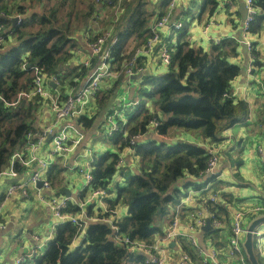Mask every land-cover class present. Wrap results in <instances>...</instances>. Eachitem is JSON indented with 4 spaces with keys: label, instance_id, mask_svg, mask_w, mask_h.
I'll return each instance as SVG.
<instances>
[{
    "label": "trees",
    "instance_id": "16d2710c",
    "mask_svg": "<svg viewBox=\"0 0 264 264\" xmlns=\"http://www.w3.org/2000/svg\"><path fill=\"white\" fill-rule=\"evenodd\" d=\"M44 1L48 0H0V34L5 37L0 43V170L9 165L15 149L25 144L26 134L39 127L36 120L44 107L43 98L33 95L23 104L17 101L20 91L30 90L35 76L31 66L47 77H54L58 81L56 91L59 98L64 99L79 86L88 70L82 64L73 63V51L79 45L75 35L82 30L88 39H93L105 23L109 24L111 36L115 37L110 48L111 63L120 74L96 95L97 114L78 118L83 130L90 131L96 117L109 108L118 86L127 79L125 63L135 48L146 42L151 35V22L165 14L170 0L159 1V13L154 12L149 0H114L102 21L95 16V0H51L45 11L38 8L29 10ZM255 4L259 12L250 25L253 33L259 31L264 17V0H255ZM215 6V0H203L201 9L208 7L213 12ZM114 9L117 10L116 18ZM12 14L19 15V18L13 21L10 18ZM95 23L102 28H91ZM180 23L181 27L171 30L165 39L170 52L166 70L143 75L140 79L137 93L150 99L153 109L149 110L141 102L132 111L129 108L124 110L126 124L111 138L119 149H124L132 136L147 133L150 121L159 122L156 130L163 137L160 140L149 138L133 145L139 158L138 171L124 173L126 183L116 184L112 188L114 197L109 195L107 198L109 208L118 205L127 208L124 216L116 218L119 232L145 242H151L156 235L162 234L160 226L155 223L156 217L169 214L184 195L173 185L185 173L200 179L205 177L203 172L208 159L205 148L186 141H166L170 130L199 134L203 139L217 143L224 129L244 120L248 114L247 104L235 101L231 94V81L240 69L227 57L235 54L237 42L231 37L223 38L205 51L189 42L188 22L181 19ZM137 62L144 68L147 66L146 56L139 57ZM23 63L25 69L22 68ZM93 160L91 187L104 188L110 194L108 188L118 170V154L104 152ZM16 170L21 172L23 168L16 165ZM64 171L60 159L49 168L48 179L60 191ZM205 181L211 182L210 188L214 191L223 183L214 176H208L201 183L186 185L198 189L204 186ZM86 192L87 189L83 194ZM208 206L220 218L223 208L209 201ZM76 209L69 204L71 212H76ZM210 232L215 231L210 230L206 234ZM111 233L108 223L89 221L82 245L70 248L77 226L70 222L60 223L54 228V236L49 240L46 252L23 264H122L124 260L133 264L139 260L125 248L115 247ZM254 241L255 236V251ZM255 255L262 264L256 251ZM247 263L250 264L248 259Z\"/></svg>",
    "mask_w": 264,
    "mask_h": 264
},
{
    "label": "crops",
    "instance_id": "0c3cea01",
    "mask_svg": "<svg viewBox=\"0 0 264 264\" xmlns=\"http://www.w3.org/2000/svg\"><path fill=\"white\" fill-rule=\"evenodd\" d=\"M25 1L28 2V0ZM159 1L149 0L155 13H159ZM215 1L217 7L215 6L213 12H210L208 7L201 9L203 0H177L170 22L181 21V19L187 21L189 42L192 46L202 47L205 51L210 49L211 44L214 43L213 39H220L221 41L223 38L231 37L237 42L235 54H230L227 57L230 63L237 65L240 69L237 76L231 81V94L235 101L240 100L247 104L248 114L244 120L224 129L220 134V142L215 145L218 149V161L214 173L215 179L223 182L218 185L215 191L212 188L205 191L203 189L205 184L198 189L187 186V183H201L205 180V177L200 179L188 173H185L173 186L179 188L184 193L180 198V203L176 204H179L177 208L182 228L191 219L193 211L201 202L205 203L210 195H216L215 203L223 208V212L219 213L220 218H218L221 225L219 228L211 230L215 232L206 234L203 231L199 233L198 239L201 243H205L204 239L206 237L212 239L219 251L221 262L223 264H235V260L226 255L227 239L230 233L233 214L237 211H246L257 205H264V165L257 154L258 146H261L264 150V17L259 31L256 33L251 32L248 35L253 45L252 50L249 51L242 42L240 10L243 0ZM37 8L39 9V5ZM11 17L19 18V15L12 14ZM206 25H208L207 36L203 37L202 31ZM167 27H163L159 31L164 41L170 35L171 30L174 29L171 28L169 30ZM91 28L98 29L101 27L98 26V23H95ZM75 36L79 45L73 51L74 55L72 58L73 63L79 64L88 53L85 46L87 35L85 31L81 30ZM154 55L155 53L149 61L147 59L148 67L139 78H127L122 81L119 87L129 86L128 91L125 92L121 89L114 98L112 97L113 99H111L109 108L96 117L90 131H84L85 137L74 153L66 158L56 157L54 159L49 168L57 159H60L65 167L64 179L61 191L51 183L49 193L52 192L56 197L62 194L66 195L62 191V189L66 188L69 196L73 198L84 196L83 192L85 190L81 191L83 177L77 171L70 169V165L73 158L81 154L85 149H91L93 159L104 152L117 153L120 157V170L116 173L108 188L109 195L112 198L114 197V189L112 190V188L116 184L126 183L124 173L130 172L133 174L138 171L139 158L135 152L128 151L126 148L119 149L114 140L109 139L105 134V118L115 110L124 112V110L129 108L132 111L134 106H125V104L139 99L145 104L146 108L149 110L153 109L152 101L139 96L137 90L141 84L140 79L143 75L151 73L159 74L166 70V66L161 64ZM107 85H103L101 90L105 89ZM121 114L125 117L124 113ZM37 117L36 125L47 123L52 118L47 110H45V107L42 108ZM152 137L156 139L161 138L159 136ZM168 140L170 142L186 141L197 145L203 143L202 147L204 148L207 144L213 143L203 139L199 134H190L180 129L170 130ZM49 168L47 177H49ZM22 171L17 178L20 181L25 180L29 173L27 169L25 171L23 169ZM13 181L15 180L6 179L0 181V220L5 224V229H0V264H10L17 256L31 252L35 247V243L37 244L33 239V235L43 238L50 232L51 237L53 238L54 236V229L52 227L56 220L52 216L49 207H47V203L41 201L38 198V194L32 188L27 198L21 197L18 192L6 194L8 184ZM42 193L48 194L47 192ZM186 196H188V199L183 202ZM106 203L109 206L107 201ZM90 207L91 205L85 206V210L89 215H94V208L91 207V210ZM126 211L127 208L123 205L116 207L118 217L124 216L123 214ZM167 215L168 217L164 215L155 219V223L160 226L162 232L170 222L172 212ZM251 217L244 218L243 223L244 225L246 224L245 228L254 219H251ZM257 231L262 235L264 228ZM256 241L255 239V248L257 247ZM43 244L44 246L46 245V243ZM73 244V242L70 243V248H73ZM256 253L258 255L257 251ZM258 257L260 262L264 264L259 255Z\"/></svg>",
    "mask_w": 264,
    "mask_h": 264
},
{
    "label": "built area",
    "instance_id": "2783aa9c",
    "mask_svg": "<svg viewBox=\"0 0 264 264\" xmlns=\"http://www.w3.org/2000/svg\"><path fill=\"white\" fill-rule=\"evenodd\" d=\"M114 0H95L94 13L98 20L106 18V10L109 9ZM246 6V16L241 22L242 42L246 48L251 51L253 45L248 38L250 25L258 13V7L255 0H243ZM177 0H170L166 13L154 19L150 25L151 35L146 42L137 46L131 58L124 65V73L126 78L129 76L144 73L147 66H138L139 57L149 59L153 54L159 62L167 66L170 61L169 47L163 40L159 31L167 28L178 29L181 27L180 21L170 22L172 11ZM115 18L117 10L114 9ZM170 24V25H167ZM207 26L202 31L203 37H206ZM102 28V27H101ZM5 38L0 34V43ZM108 41H110L109 44ZM87 56L79 63L88 67L87 75L81 79L78 87L71 90L64 99L59 98L56 91L58 81L54 77L45 76L38 68L31 66L35 71L30 90L20 91L17 95V101L30 99L33 95H39L45 101L44 107L51 120L47 123L39 125L26 134V141L22 147L15 149L9 161V165L0 170V181L11 179L6 188V194L18 192L21 197L27 198L30 195V189L38 194V198L47 203L52 216L56 220L52 229L56 225L70 221L77 226V234L73 238V248L78 247L85 238V229L89 221H101L108 223L112 230L111 240L117 248H125L126 251L138 257L139 260L133 264H223L219 258V251L210 238L204 239L205 243H201L198 234L202 233V227L206 223V219H210L211 229L220 227L221 222L216 217L215 212L209 208L208 201L216 202V195L212 194L206 202H201L193 211L191 219L181 227V221L176 206L175 213L171 217L170 222L164 229L162 234L156 235L151 242L132 239L129 236L119 232L115 225L117 212L116 208L109 209L106 201L109 196L104 188H92V170L93 155L91 149H85L81 154L75 156L70 165V169L77 171L83 177L82 190L87 189L84 196L73 198L69 195L62 194L59 197L54 196L51 190V182L47 177L49 166L56 157H68L74 153L85 137V132L81 127L78 118L81 115L92 116L95 113L96 95L102 89V86L115 81L120 72L116 71L111 53V45L115 42V37L111 36V28L109 24H105L99 33L93 38L85 40ZM215 44L220 39H213ZM25 69V63L22 64ZM50 82H55V87H51ZM141 101L134 100L128 105L130 107L137 106ZM121 111V110H120ZM88 113V114H87ZM157 122V121H156ZM155 120L150 121L149 127L156 128ZM126 124L125 117L119 111H112L105 118V134L107 137L113 138L115 133L122 131V126ZM145 136V134H136L129 140V145L125 148L134 152L133 145ZM217 143H210L205 147L208 156L204 176L215 175V168L218 161ZM47 149V150H46ZM44 150V151H43ZM46 150V151H45ZM257 154L261 163L264 165V150L261 146L257 147ZM119 157V156H118ZM121 159L119 157L117 163V173L120 170L119 165ZM16 165L22 167L29 172L25 180H18L20 172L16 170ZM23 172V171H22ZM21 172V173H22ZM41 182V186L38 183ZM211 187V183H207L203 189L206 191ZM47 192L48 194H43ZM191 192V191H190ZM188 196L183 200L187 201ZM69 204L77 207L76 212L69 210ZM91 205L94 208V215H89L85 206ZM100 210L97 212L96 210ZM264 215V205H257L246 211H237L233 214L230 233L227 239L226 255L235 260V264H248L246 255L243 251V239L246 228L243 223L244 218L251 216ZM1 218V213H0ZM0 229H5V224L0 220ZM52 234V231H51ZM257 240L255 248L258 255L264 263V245L260 244V232L255 229L253 234ZM33 239L37 242L31 252L17 256L10 264H23L26 260L42 256L47 248L48 241L52 239L50 232L43 238L33 235ZM170 242H174L173 246H169ZM43 243H46L44 246ZM124 260L122 264H127ZM59 264V263H58Z\"/></svg>",
    "mask_w": 264,
    "mask_h": 264
},
{
    "label": "water",
    "instance_id": "95a60500",
    "mask_svg": "<svg viewBox=\"0 0 264 264\" xmlns=\"http://www.w3.org/2000/svg\"><path fill=\"white\" fill-rule=\"evenodd\" d=\"M240 16H241V22L244 21V18L246 16V6L245 2L243 1L242 8L240 10ZM13 21H16L18 18L17 17H10ZM142 75V73H137L134 75L129 76L130 79H136L139 78ZM51 87H55V84L53 82L49 83ZM25 100H21V104H23ZM149 138H153L152 134H149ZM157 140H160V138H157ZM169 141V140H166ZM38 186H41V182L38 183ZM62 191L66 194L69 195V192L66 188L62 189ZM261 223H264V215L258 216L254 218L247 226L246 228V233H245V239L243 241V249L246 254V257L249 261L250 264H259L257 257L255 255V251L253 249V234L255 232L256 227H258ZM202 230L207 232L211 230V225H210V219H206L205 225L202 227ZM174 242H170V246H172Z\"/></svg>",
    "mask_w": 264,
    "mask_h": 264
},
{
    "label": "rangeland",
    "instance_id": "374dc122",
    "mask_svg": "<svg viewBox=\"0 0 264 264\" xmlns=\"http://www.w3.org/2000/svg\"><path fill=\"white\" fill-rule=\"evenodd\" d=\"M50 4H51V0H48V1H44V2H42V3H40V4H35V6L33 5V7L32 8H30L29 10L31 11V10H35V9H37V5H39V10L40 11H45L46 10V8L47 7H49L50 6ZM28 10V11H29ZM100 22V21H99ZM98 25H100V24H98ZM8 43V42H7ZM6 43V44H7ZM79 43V42H78ZM114 82V81H113ZM112 82V83H113ZM121 87V86H120ZM119 86H118V88L116 89V93H114V96H113V98L115 97V95L117 94V92L118 91H120L121 89H123V91H125V92H127L128 91V89H129V86H125V87H121L120 88ZM112 98V99H113ZM128 105V103H126L125 104V106H127ZM119 112H121V113H124L123 111H120L119 110ZM95 114V113H94ZM93 114V115H94ZM101 114V113H100ZM100 117H101V115H100ZM155 122H156V120H155ZM157 123V126H158V124H159V122L157 121L156 122ZM151 124V123H150ZM151 127H149L148 128V131H147V133L145 134V136L141 139V141L140 142H143V141H146L147 139H149V134H152V136H159V137H163L162 135H159L158 133H157V130H156V128H153L152 127V129L151 130H149ZM85 132H87L86 130H84ZM148 134V135H147ZM169 138V137H168ZM220 142V141H219ZM219 142H217V144L219 143ZM202 144L203 143H201V146H202ZM208 146H209V144H207ZM205 151H206V149H205ZM207 153V152H206ZM177 206V205H176ZM176 206L174 207V208H171L170 209V213L169 214H171V212H172V215H171V217L173 216V214L175 213V210H176ZM167 217H168V215H166ZM252 218V217H251ZM261 228H264V223H261L258 227H256V230H258V229H261ZM203 231V230H202ZM205 234V233H204ZM260 244H263L264 245V233L261 235V237H260ZM128 264V263H127Z\"/></svg>",
    "mask_w": 264,
    "mask_h": 264
},
{
    "label": "bare ground",
    "instance_id": "6f19581e",
    "mask_svg": "<svg viewBox=\"0 0 264 264\" xmlns=\"http://www.w3.org/2000/svg\"><path fill=\"white\" fill-rule=\"evenodd\" d=\"M166 13V12H165ZM174 28V27H173ZM175 29V28H174ZM54 84H55V82H53ZM115 135V134H114ZM114 135L112 136V137H114ZM211 176H214L215 178H216V176L215 175H211ZM205 183V185L207 184V183H211V182H207V181H205L204 182ZM180 203V202H179ZM109 209H111V208H109ZM72 213H75V212H72ZM66 222H70V221H66ZM71 223V222H70ZM211 230H214V229H211ZM49 242V241H48ZM82 245V243L78 246V247H80Z\"/></svg>",
    "mask_w": 264,
    "mask_h": 264
},
{
    "label": "clouds",
    "instance_id": "9594fccd",
    "mask_svg": "<svg viewBox=\"0 0 264 264\" xmlns=\"http://www.w3.org/2000/svg\"><path fill=\"white\" fill-rule=\"evenodd\" d=\"M149 130H151V128Z\"/></svg>",
    "mask_w": 264,
    "mask_h": 264
}]
</instances>
